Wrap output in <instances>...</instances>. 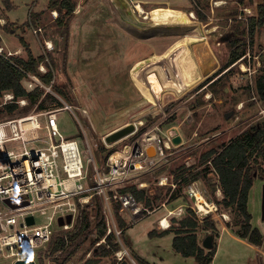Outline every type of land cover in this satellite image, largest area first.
<instances>
[{
  "label": "rangeland",
  "instance_id": "1",
  "mask_svg": "<svg viewBox=\"0 0 264 264\" xmlns=\"http://www.w3.org/2000/svg\"><path fill=\"white\" fill-rule=\"evenodd\" d=\"M73 1L77 7L75 13L68 17L65 8L62 15L56 8H52L51 0H11L13 4L11 9H8L6 0H0V17L19 20L9 24L5 20L3 23L0 21L5 27L4 29L3 26L0 27L3 44L12 50L19 49L17 46H23V51L16 56L22 58L28 57L26 48H29L35 57H41L39 71L41 72L39 65L42 63L47 66L48 71H52L51 82L44 81L46 85L51 86V91L43 90L36 104H30L28 100L24 104L20 103L17 111L22 114L19 115L7 114L4 103L0 104L2 115L0 121L59 107L61 103L71 104L76 108L63 109L59 113L62 133L76 138L81 149H85L87 148L83 133L85 128L91 141L94 139L98 143V149L94 150V154L98 165L102 164L105 169L110 153L122 152L125 143H131L134 136L124 140L122 138L112 144L106 143L102 139L103 136L131 120H143L144 129L155 123H162L164 133L175 127L183 141L172 145L168 152L173 153L168 154L159 163L131 172L112 190L121 192L125 187L136 184L140 188H146L148 194L158 196L154 199L156 210L137 220L133 219L132 211L122 208L117 210V202L112 201L118 230L121 231L120 233L116 231L114 242L120 243V248L108 256L101 255L99 245L106 244L108 248L112 245L107 243L105 237L93 244L94 238L97 237L94 230L66 264H83L92 257L99 258L97 264L124 262L142 264L141 258L154 264H199L195 256H185L175 249L174 232L155 236L149 234L152 229L163 230L159 220L169 214V209L178 207L179 211V206L183 207L181 214H169L171 224H174L173 217L182 218L187 215L188 207L194 209L200 222L198 227L200 244L206 251L214 248V245L216 247L215 258L209 264L263 263L260 251L264 250V245L260 246L258 252L248 246L251 243L247 238L239 235L243 220L241 212L236 205L226 208L216 202L224 197L219 188V177L211 164H202L200 159L202 153L208 149L221 148L244 135L250 127L264 123V96L256 85L258 78L264 74V26L257 33L253 45L246 40L244 56L231 65L232 67L227 68L226 70H229L223 76L215 80V76L228 62L229 39L239 34V29L244 26L248 16L256 12L257 6L264 0ZM144 1L157 3L148 4L143 3ZM218 1L223 3L218 4ZM137 3L143 4L145 10L158 5L184 8L183 10L188 13L193 12V20L200 23L202 34L191 32L189 36H185V33L156 35L153 31L141 35L127 29L120 23L119 17L132 20L144 29L152 27V23L163 24L152 17L151 20L144 18L136 8ZM194 9L200 10L206 18L200 19ZM21 25L28 27L24 33L20 29L11 31V28H19ZM18 39L22 43H17ZM180 39L187 40L190 46H193L184 52L182 59L192 56L197 60L202 72L201 78L196 79L189 89L180 93L173 88H167L161 99L153 104L137 87L136 81L132 78L133 69L136 64L144 62L142 60L156 55L157 52H165ZM12 40L16 41L15 47H12ZM48 44L52 45V48H49ZM60 89L64 92L62 93ZM1 98L2 96L0 103L3 102ZM42 99L45 109L38 108V103ZM77 107L86 108L89 116H84ZM35 146L34 143L27 144L28 148ZM6 149L19 152L24 146L22 143L11 141L6 144ZM193 165L196 167L192 169L200 172V178L189 183L183 182L182 177L178 178L184 169ZM259 165L260 170L255 175L250 189L248 207L252 213V226L258 227L264 234V162L260 160ZM204 169L211 170L205 173ZM261 171L263 172L260 176ZM93 172V163H90V175ZM194 183L211 203L210 212L200 210L196 198L189 193ZM96 197L101 199L99 196ZM101 204L104 214L105 204L103 201ZM96 209L95 201L84 210H87L94 220ZM119 215L126 222L124 227H121ZM208 216L216 220L217 230L214 232L205 228L204 219ZM45 221L44 216H38V223ZM212 233L213 246H207L204 239ZM50 246L51 244L46 251L41 249L42 253L30 251L27 255L32 257L43 255L46 260L52 259V264H56L54 259L60 251L45 256ZM40 263L41 260L38 264Z\"/></svg>",
  "mask_w": 264,
  "mask_h": 264
},
{
  "label": "built area",
  "instance_id": "2",
  "mask_svg": "<svg viewBox=\"0 0 264 264\" xmlns=\"http://www.w3.org/2000/svg\"><path fill=\"white\" fill-rule=\"evenodd\" d=\"M48 47L52 48V45L48 44ZM20 52V49L7 48L0 33L2 57L20 67L14 59ZM39 68L42 73L48 71L44 63ZM23 71L25 76L22 83L28 91H51V86L46 85L40 75ZM1 99L3 102L0 104H5L13 101L14 95L7 92ZM18 102L24 104L27 99L21 98ZM75 108L64 103L59 107L0 121V264H15L17 260L27 258L34 259L38 264L40 257H32L27 253H42L41 249L45 250L57 233L62 234L68 243L69 236L76 232L78 219L84 209L96 201V196L105 204V238L111 233L116 234V231L121 232L118 230L112 201L119 203L123 210L132 211L134 220L156 210L140 206L131 191L112 190L131 172L154 166L168 154H172L168 150L175 145L173 139L180 134L178 130L172 127L164 133L161 123L141 129L143 120H131L136 123V129L125 137L134 136L132 142H126L122 150L126 154V162L115 157L118 151H113L108 156L105 169L102 164L98 165L94 154L98 143L94 139L91 141L85 128V149H81L76 138L65 136L60 129V111ZM77 108L84 116H89L86 108ZM105 136L102 139L105 140ZM11 141L22 143L24 149L19 152L6 149V144ZM29 143L36 146L28 148ZM151 147L153 154L149 152ZM90 163L94 167L92 175ZM199 190L200 187L194 183L189 193L197 200ZM8 199L12 201L9 202ZM22 202L25 204L17 205ZM177 208L169 209L168 213L181 214L183 207L179 206V211ZM69 214L72 215L70 222L67 221ZM169 214L159 220L161 225L164 219L169 220ZM29 215L34 216L33 223L27 221ZM38 216H44L46 221L38 223ZM60 217L64 218V224H60ZM170 225L169 220V225L163 228H169ZM52 263V259H45V264Z\"/></svg>",
  "mask_w": 264,
  "mask_h": 264
},
{
  "label": "trees",
  "instance_id": "3",
  "mask_svg": "<svg viewBox=\"0 0 264 264\" xmlns=\"http://www.w3.org/2000/svg\"><path fill=\"white\" fill-rule=\"evenodd\" d=\"M50 6L56 8L61 15L65 8V14H67L68 17L75 13L77 7L73 0H51ZM194 10L200 19L206 18L200 10ZM263 26L264 2L257 6L256 12H253L248 16V20L244 22V26L239 29V34L229 39L230 56L228 62L222 68V71L215 76V80L223 76L229 70H226L227 68L231 65L233 66L235 62L244 56L246 40L248 39V42L253 45L257 33ZM26 49H28L27 58L14 57L15 61L21 68L0 55V96H3V94L7 92L14 95L13 101L3 104L8 112L7 114L12 116L22 114V112L17 111L20 107L18 102L19 99L26 98L30 104H36L44 92L43 90L40 91L38 89L28 91L23 86L22 80L25 76L23 69L40 75L46 83H50L52 80V71L42 73L38 69L41 57H35L29 48ZM256 85L261 95L264 96V74L258 78ZM60 91H62V93L64 92L62 89H60ZM43 100L44 99L38 103L39 109L46 108ZM54 100H56V98H54ZM169 108L170 105L167 106L168 110ZM1 118L2 115L0 114V119ZM260 160L264 162V123H258L250 127L246 130L244 135L230 141L221 148L213 147L208 149L202 153L200 159V163L202 164H211L214 168L213 170H215L219 177V188L222 190L224 197L216 202L221 203L226 208L233 205L237 206L243 216L241 229L238 233L240 236L247 238L251 244L257 246L264 245V234L258 227H253L251 224L252 213L249 210L248 201L250 189L255 180V175L260 170ZM194 167H196V165L184 169L178 178L182 177V180L185 183L200 178V172H195L194 169H192ZM204 170V172L207 173L211 169ZM262 172L263 171L259 173L260 176ZM124 191H131L135 195L139 205L143 208H154V199L158 198L157 195L148 194L146 188H140L136 184L131 185L130 187H125L121 190V192ZM96 205L97 209L94 220L91 219L90 213L87 210H84L81 218L77 221L76 232L70 235L68 244L62 234H56L55 240L51 242V246L45 253V256H50V253L55 254L57 251H60V254L54 259L55 263L66 264L77 249L90 235L93 234L94 230H96L97 237L94 238L93 244L103 238L107 231V225L105 216L102 212V204L98 198L96 199ZM119 208H121V205L117 203V210ZM187 211L188 214L182 218L173 217L172 220L174 224H171L169 228L161 231L152 229L149 234L155 236L166 232H174V246L179 253L185 256H195L198 259L199 264H209L212 262L216 254V247L214 245V248L206 251L200 244L198 238V227L200 225L199 217H197L192 207H188ZM118 217L121 222V227H124L126 225L125 220L120 215ZM204 222H206L205 228L212 230V232L217 230L216 220L212 218V216L206 217ZM208 236H212V238L214 237L213 233ZM106 239L107 243H111L112 247L108 248L106 247V244H101L98 249L101 248V255L108 256L120 248V243L114 242L115 233L107 235ZM142 259L143 258L140 259L142 264H154ZM40 260L41 264H45V258L43 255L40 256ZM97 262H99V258L92 257L87 259L83 264H97ZM122 264L127 263L124 262Z\"/></svg>",
  "mask_w": 264,
  "mask_h": 264
},
{
  "label": "bare ground",
  "instance_id": "4",
  "mask_svg": "<svg viewBox=\"0 0 264 264\" xmlns=\"http://www.w3.org/2000/svg\"><path fill=\"white\" fill-rule=\"evenodd\" d=\"M221 3H223V1H218V4ZM136 8L144 15V18L151 20L152 17L158 19L159 22L163 24L166 23L165 25L152 23V27L144 29L141 28L140 25L138 26L132 22V20L130 21L123 16L119 17L120 23L125 28L141 35L153 31L156 32V35L163 33H185V36H189L191 32H198L199 35L202 34L200 23L193 20V12L188 13L183 9L173 8L171 6H155L150 10H145L141 3H137ZM188 48H191L190 43L187 40L180 39L178 43L168 51H165L161 56L153 55L142 60L144 62L136 64L132 72V78L136 81L137 87L148 101L156 104L167 88H173L177 93H180L189 89L196 79H199V77L201 78V76L192 73L196 66V61L192 56L191 58L188 57V59L185 58L181 61L184 51ZM115 157H119L123 162H126L127 159L126 154L120 151L116 153ZM197 194L198 198L196 201L199 209L210 212L212 210V205L206 199L204 193L199 190ZM168 225L169 220L164 219L162 227Z\"/></svg>",
  "mask_w": 264,
  "mask_h": 264
},
{
  "label": "water",
  "instance_id": "5",
  "mask_svg": "<svg viewBox=\"0 0 264 264\" xmlns=\"http://www.w3.org/2000/svg\"><path fill=\"white\" fill-rule=\"evenodd\" d=\"M136 129V123L133 122V121H130L116 129H114L113 131L111 132H108L107 135L105 136V141L109 144H112V143H115L119 140H121L122 138H125L126 136H128L129 134H131L134 130ZM183 140L182 136L180 134H178L174 139H173V142L174 143H181ZM149 152L151 154L154 153V150H153V147H151L149 149ZM9 202L12 201V199H8ZM25 204L24 202L22 203H18L17 205H23ZM17 205H14V206H17ZM72 219V215L69 214L68 217H67V221L70 222ZM27 221L29 223H33L34 222V216L33 215H29L27 217ZM60 221V224H64L65 220L63 217H60L59 219ZM204 242L207 246H213L212 242H213V238L212 236H207L205 239H204ZM15 264H36L35 263V260L32 259V258H27V259H19L16 261Z\"/></svg>",
  "mask_w": 264,
  "mask_h": 264
},
{
  "label": "crops",
  "instance_id": "6",
  "mask_svg": "<svg viewBox=\"0 0 264 264\" xmlns=\"http://www.w3.org/2000/svg\"><path fill=\"white\" fill-rule=\"evenodd\" d=\"M148 3V4H152V3H157V2H155V1H144L143 3ZM6 4H7V7H8V9H11L12 7H13V4H12V2H11V0H6ZM178 4V3H177ZM177 4H172V5H176L177 7H179ZM143 5V4H142ZM158 6V5H157ZM154 7V6H153ZM152 8V7H151ZM182 8V7H181ZM55 9V8H54ZM184 9V8H183ZM9 24V23H11V22H14V21H19V20H11V19H8V18H5V17H0V21L3 23V22H5V21ZM25 22V21H24ZM23 22V23H24ZM23 23H21V24H23ZM17 24H20V23H17ZM1 26H3V28L2 29H4L5 27H4V24H0V27ZM25 28H26V30L28 29V27H24L23 25H21V26H19V28H16L15 27V29H13V28H11V31H13V30H16V29H20L23 33H24V31H25ZM19 36H24V35H19ZM19 38V37H18ZM20 39V38H19ZM19 39H18V42L17 43H22L21 41H19ZM179 41H177V42H175V43H173L168 49H170L171 47H173L176 43H178ZM15 43H16V41H14V40H12V47H15ZM22 45V44H21ZM20 50H21V52L23 51V49L22 48H24L23 46H17ZM193 46L191 45V48H192ZM190 48V49H191ZM167 49V50H168ZM166 50V51H167ZM187 50V49H186ZM192 51V50H191ZM185 52V51H184ZM162 54H164V51H162V52H157L156 53V55H159V56H161ZM184 54V53H183ZM18 56V55H17ZM183 57H184V55H183ZM182 57V58H183ZM183 59H181V61H182ZM195 61H197V60H195ZM165 64V63H164ZM165 66L167 67V65L165 64ZM192 73H194V75L196 74L197 76L199 75V76H201L202 75V72L200 71V67H199V64H198V62H196V66L194 67V69H193V72ZM187 74V73H186ZM189 74V73H188ZM162 124V123H161ZM149 128V127H148ZM148 128H146V129H148ZM141 129H144V128H141ZM183 138V137H182ZM125 139H127V138H125ZM124 140V139H123ZM183 141V140H182ZM167 203H169L168 201H167ZM152 214V213H151ZM169 217V216H168ZM139 218H141V217H139ZM164 229H167V228H164ZM248 246H250V247H252L253 249H255V250H258V252L260 251L259 250V248H260V246H257V245H254V244H251V245H248ZM261 253H262V256H261V258H262V260H263V263H261V264H264V250H261L260 251ZM216 255V254H215ZM214 258H215V256H214ZM213 258V259H214ZM213 261V260H212Z\"/></svg>",
  "mask_w": 264,
  "mask_h": 264
}]
</instances>
